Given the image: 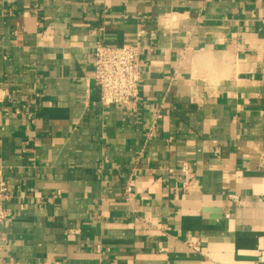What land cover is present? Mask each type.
I'll use <instances>...</instances> for the list:
<instances>
[{
    "label": "crops",
    "instance_id": "crops-1",
    "mask_svg": "<svg viewBox=\"0 0 264 264\" xmlns=\"http://www.w3.org/2000/svg\"><path fill=\"white\" fill-rule=\"evenodd\" d=\"M96 42L141 46L132 108ZM263 157L264 0H0V264H264Z\"/></svg>",
    "mask_w": 264,
    "mask_h": 264
},
{
    "label": "built area",
    "instance_id": "built-area-1",
    "mask_svg": "<svg viewBox=\"0 0 264 264\" xmlns=\"http://www.w3.org/2000/svg\"><path fill=\"white\" fill-rule=\"evenodd\" d=\"M141 51L139 44L109 46L96 42L93 52V81L99 94V103L103 107L119 105L130 109L137 102L142 76ZM259 166L264 168V157ZM180 170L188 178H192L190 168L185 163L180 166ZM184 188L188 189L186 182ZM10 198L8 187L0 181V242L3 239V224L8 216L7 202ZM192 246L199 250L198 244ZM96 248L99 250V246Z\"/></svg>",
    "mask_w": 264,
    "mask_h": 264
}]
</instances>
